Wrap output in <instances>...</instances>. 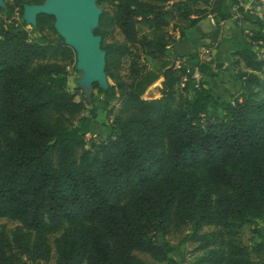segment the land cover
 Instances as JSON below:
<instances>
[{
  "label": "trees",
  "instance_id": "obj_1",
  "mask_svg": "<svg viewBox=\"0 0 264 264\" xmlns=\"http://www.w3.org/2000/svg\"><path fill=\"white\" fill-rule=\"evenodd\" d=\"M19 1L0 8V218L17 222L0 226V264H46L52 248L53 264H145L136 252L177 264L163 237L185 228L202 250L196 264H264V235L240 238L264 214L261 29L231 52L238 84L219 100L203 79L210 60L175 64L165 49L169 26L181 38L202 19L230 18L226 0H96L111 84L92 92L113 105L94 141L77 125L90 95L66 88L74 51L51 15L36 16L30 30L43 35L30 38L12 17ZM158 79L159 95L143 98Z\"/></svg>",
  "mask_w": 264,
  "mask_h": 264
},
{
  "label": "rangeland",
  "instance_id": "obj_2",
  "mask_svg": "<svg viewBox=\"0 0 264 264\" xmlns=\"http://www.w3.org/2000/svg\"><path fill=\"white\" fill-rule=\"evenodd\" d=\"M236 6L242 7L246 13L247 16L243 18L242 14L238 13L236 11ZM103 7V6H100ZM225 12L229 13L230 18L223 19V20H217L214 18H209L214 20V28L210 32V39L211 42L203 45L202 49L204 48L208 49L207 59H211V61H215L216 55L214 57L212 56L211 47H213V44H219L220 36L223 35L225 37L230 38V45H228V49L230 47H236L237 45H248V32L253 29L260 28L262 33L264 34V0H226L225 6H224ZM2 16V13H0V17ZM13 19L19 23L22 19L20 14L17 10L12 14ZM206 20H202L197 28L191 29L190 31H187L186 37L189 38L192 33L199 30L201 27L205 25ZM25 30L28 32V36L30 38L36 37L37 35H43L42 33H36L30 30V25L25 24L23 26ZM221 30V31H220ZM167 33L174 39V42H176L178 37V32L176 30H172L170 26L167 28ZM113 37L117 40L121 39V36L114 31ZM184 40V39H183ZM182 40V41H183ZM181 41V40H180ZM180 41H178L176 44L168 45L165 49V51L168 50V52H174V48H178L177 44L179 45ZM170 46V47H169ZM226 53V52H225ZM225 55V54H224ZM223 55V56H224ZM187 54L184 55L186 58ZM180 57H174V63H179L183 58ZM217 57H219V53H217ZM224 59H227V56L225 55L223 57ZM203 59V58H200ZM177 60V61H176ZM74 63H70L65 66L68 78L66 82V88L68 92H73L74 87L76 86L74 83V79L77 76V71L72 68ZM226 68H221L214 71H209L206 76L203 77L205 80L206 85H209L212 88V92L214 95H216L219 100L225 99L229 92H232L234 90V87L238 84L237 81L234 79V72L228 69V63L226 64ZM196 78H198V75H196ZM108 83L111 84V81L108 80ZM233 83H235L233 85ZM195 84L193 83L191 87H194ZM159 89H160V79L156 81V83L150 85L145 92L143 93V98H152L157 97L159 95ZM79 92L78 90L77 95L75 96V99H79ZM90 101L91 105H86L82 114L81 118L82 120L77 123L78 127L85 133V137H88V139H92L94 141L103 139L107 136L109 129V121L107 117L105 116V107L109 108L111 105H113L112 102L105 104L104 98L101 94H96L92 92L90 94ZM208 112L213 116H220L221 111L209 107ZM17 224L15 221H11L6 218H0V226L3 225L7 231H10L14 228V226ZM210 228H203L202 230H209ZM188 228H185L181 232H177L171 235H167L163 237L164 240H166L168 243L172 246V256L176 259L177 264H196L198 257L202 254L201 249L196 248V243L190 242L187 239L184 238L185 233H187ZM257 231L262 233L264 235V214L262 215L261 219L256 220L250 224H246L240 229V238L241 242L247 245H251L252 243H255L257 238ZM52 237L49 238L51 240ZM158 241H161V238H157ZM145 264H166L164 262H158L153 260L151 257H149L146 253L143 252H136L135 253ZM54 260V251L53 248L51 250V257L48 263L46 264H53ZM42 264V263H40Z\"/></svg>",
  "mask_w": 264,
  "mask_h": 264
},
{
  "label": "water",
  "instance_id": "obj_3",
  "mask_svg": "<svg viewBox=\"0 0 264 264\" xmlns=\"http://www.w3.org/2000/svg\"><path fill=\"white\" fill-rule=\"evenodd\" d=\"M5 3L0 0V8ZM38 13L53 17V29L75 53L74 68L78 72L75 85L89 96L93 83L104 90L108 79L104 73V50L100 36L94 34L101 8L96 0H43L40 4H23L21 19L33 26Z\"/></svg>",
  "mask_w": 264,
  "mask_h": 264
},
{
  "label": "crops",
  "instance_id": "obj_4",
  "mask_svg": "<svg viewBox=\"0 0 264 264\" xmlns=\"http://www.w3.org/2000/svg\"><path fill=\"white\" fill-rule=\"evenodd\" d=\"M241 18L244 19V17L242 16ZM209 18H205V19H202V20H206L205 22V25L203 27H201L199 30L195 31L194 33L191 34V36L189 38H185L186 37V33L187 31H190L191 29H196L198 24L202 21L200 20L195 26H193L192 28L188 29V30H185L184 31V35L177 39L176 42H174L172 45L176 44L178 41H180L179 45L177 44V47L178 48H174V52H168L165 51L166 55L171 58V59H174L175 55L176 57H180L182 56L181 58L184 57V55H188L190 53H196L197 56L200 58H203L204 60H210L211 59H207V54H208V49L204 48L203 50H201L203 47V45L211 42V39H210V32L212 31V29L214 28V20L213 19H210L208 20ZM221 31V30H220ZM184 39V40H183ZM183 40V41H182ZM214 46L211 47V50L212 51V56L214 57V55H216L215 57V61H211L212 64H211V68L209 69V71H214V70H218V69H221V68H226V64L228 63V66H229V63L231 61V52H233L234 50L236 49H241V48H244L246 46L244 45H237L236 47H230L228 49V45H230V38L229 37H225L223 35L220 36V39H219V44L217 45L216 43L213 44ZM170 47V46H169ZM204 52H206L204 54ZM226 52V53H225ZM217 53H219V57H217ZM214 54V55H213ZM227 56V59H224L223 57L225 55ZM224 55V56H223ZM177 61V60H176ZM184 64L186 65H190V62L187 60V56L186 58L184 57L182 60H181ZM216 62H219L220 63V66L219 68H214L213 67V64L216 63ZM229 70H231L230 67H228ZM208 71V72H209ZM232 71V70H231ZM197 74V73H196ZM198 75V74H197ZM235 83H233L234 85ZM235 88V87H234ZM234 91V90H233Z\"/></svg>",
  "mask_w": 264,
  "mask_h": 264
},
{
  "label": "flooded vegetation",
  "instance_id": "obj_5",
  "mask_svg": "<svg viewBox=\"0 0 264 264\" xmlns=\"http://www.w3.org/2000/svg\"><path fill=\"white\" fill-rule=\"evenodd\" d=\"M3 1H4V3H5V1H8L10 3L15 2V0H3ZM42 1L43 0H37V1H33V0H22V1H19L18 3H20V5H21V13H20V16L22 14V6H23V4H40ZM15 9H17V8H15ZM38 14H40V13H38ZM38 14H36V16ZM36 16H35V18H36Z\"/></svg>",
  "mask_w": 264,
  "mask_h": 264
},
{
  "label": "built area",
  "instance_id": "obj_6",
  "mask_svg": "<svg viewBox=\"0 0 264 264\" xmlns=\"http://www.w3.org/2000/svg\"><path fill=\"white\" fill-rule=\"evenodd\" d=\"M205 53H206V52H204V54H205ZM196 75H197V74L195 73V74H194V77H195V78H196Z\"/></svg>",
  "mask_w": 264,
  "mask_h": 264
}]
</instances>
